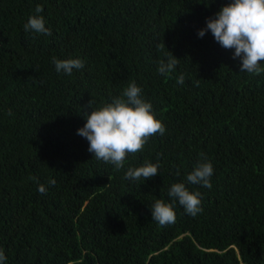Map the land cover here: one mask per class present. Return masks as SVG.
<instances>
[{"label": "trees", "instance_id": "16d2710c", "mask_svg": "<svg viewBox=\"0 0 264 264\" xmlns=\"http://www.w3.org/2000/svg\"><path fill=\"white\" fill-rule=\"evenodd\" d=\"M228 0H0V248L7 264H264V73L198 30ZM51 36L25 33L35 7ZM176 70L161 76L171 52ZM82 58L58 74L52 58ZM183 73L185 83L177 84ZM135 82L166 127L123 168L77 135L85 113ZM11 113V114H9ZM207 157L212 188L192 217L151 219ZM159 163L144 181L128 167ZM55 179V185L48 181ZM44 184L45 194L38 192Z\"/></svg>", "mask_w": 264, "mask_h": 264}, {"label": "clouds", "instance_id": "9594fccd", "mask_svg": "<svg viewBox=\"0 0 264 264\" xmlns=\"http://www.w3.org/2000/svg\"><path fill=\"white\" fill-rule=\"evenodd\" d=\"M43 11L41 5L35 7L34 13L23 25L25 33L52 35V29L42 15ZM207 32L222 48L233 50L232 56L239 60L240 72L254 75L264 73V0H228L206 19L205 27L199 29L197 35L203 38ZM51 62L58 74L68 76L85 67V61L79 57H53ZM177 65L178 59L171 52L166 59L158 62L157 73L167 76L176 70ZM184 83L185 76L181 73L177 77V84ZM90 106L92 110L85 113V123L77 129V135L88 141V151L95 159L111 164L117 170L124 167L129 154L142 151L150 137L165 134V125L156 117L152 103L144 99L141 87L135 82L128 84L110 102L96 108L90 102ZM159 168L158 162L128 167L124 179L146 181L155 177ZM213 175L214 165L207 157H202L183 180L172 183L168 188L170 202L157 199L152 203L151 219L161 226L174 223L177 203L186 214L197 216L203 210L202 194L198 190H191L188 185L211 189ZM55 183V179L48 181L49 185ZM46 191L44 184L38 186L41 195ZM7 259L5 251L0 248V264H7Z\"/></svg>", "mask_w": 264, "mask_h": 264}]
</instances>
